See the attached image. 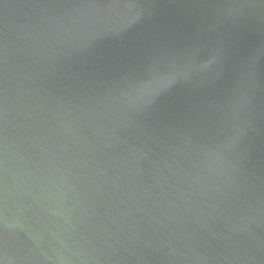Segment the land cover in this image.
<instances>
[{"label":"water","instance_id":"water-1","mask_svg":"<svg viewBox=\"0 0 264 264\" xmlns=\"http://www.w3.org/2000/svg\"><path fill=\"white\" fill-rule=\"evenodd\" d=\"M0 264H264V0H0Z\"/></svg>","mask_w":264,"mask_h":264}]
</instances>
